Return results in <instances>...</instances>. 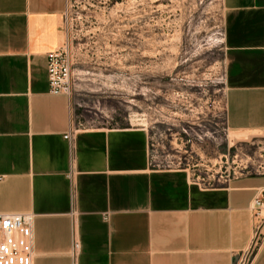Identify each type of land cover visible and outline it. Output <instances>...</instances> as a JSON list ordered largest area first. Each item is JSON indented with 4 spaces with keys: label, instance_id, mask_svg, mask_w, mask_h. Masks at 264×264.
<instances>
[{
    "label": "crops",
    "instance_id": "0c3cea01",
    "mask_svg": "<svg viewBox=\"0 0 264 264\" xmlns=\"http://www.w3.org/2000/svg\"><path fill=\"white\" fill-rule=\"evenodd\" d=\"M222 2L226 124L264 136V0ZM66 6L0 0V213L34 214L33 264H72V207L77 264H234L264 211V172L205 185L152 169L144 129L73 127L70 97L51 94L47 78ZM251 264H264V241Z\"/></svg>",
    "mask_w": 264,
    "mask_h": 264
},
{
    "label": "rangeland",
    "instance_id": "374dc122",
    "mask_svg": "<svg viewBox=\"0 0 264 264\" xmlns=\"http://www.w3.org/2000/svg\"><path fill=\"white\" fill-rule=\"evenodd\" d=\"M224 14L222 0H67L73 127L144 129L152 169L205 185L259 171L263 134L226 124Z\"/></svg>",
    "mask_w": 264,
    "mask_h": 264
},
{
    "label": "built area",
    "instance_id": "2783aa9c",
    "mask_svg": "<svg viewBox=\"0 0 264 264\" xmlns=\"http://www.w3.org/2000/svg\"><path fill=\"white\" fill-rule=\"evenodd\" d=\"M72 63L64 45L47 53V78L49 92L51 94L72 93ZM75 130H70L64 138L70 143V168L67 174L70 182L72 198L75 193L74 150L72 145ZM264 172V167L260 166ZM226 177L224 180H227ZM259 206V200H255ZM70 217V251L69 256L72 264L78 263L81 252V241L78 227V212L75 207L69 212ZM33 218L32 212L25 213H0V264H33ZM264 241L262 222L258 221L253 229L250 246L241 252L235 259L234 264H251Z\"/></svg>",
    "mask_w": 264,
    "mask_h": 264
},
{
    "label": "bare ground",
    "instance_id": "6f19581e",
    "mask_svg": "<svg viewBox=\"0 0 264 264\" xmlns=\"http://www.w3.org/2000/svg\"><path fill=\"white\" fill-rule=\"evenodd\" d=\"M232 134H234L235 136L234 137H236L237 136V134H235V133H232ZM243 137L240 135V140H243L242 139ZM245 140V139H244Z\"/></svg>",
    "mask_w": 264,
    "mask_h": 264
}]
</instances>
